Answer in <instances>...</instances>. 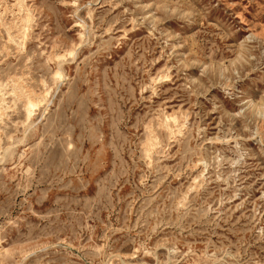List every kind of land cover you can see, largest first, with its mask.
<instances>
[{
    "label": "rangeland",
    "instance_id": "1",
    "mask_svg": "<svg viewBox=\"0 0 264 264\" xmlns=\"http://www.w3.org/2000/svg\"><path fill=\"white\" fill-rule=\"evenodd\" d=\"M0 264H264V0H0Z\"/></svg>",
    "mask_w": 264,
    "mask_h": 264
},
{
    "label": "bare ground",
    "instance_id": "2",
    "mask_svg": "<svg viewBox=\"0 0 264 264\" xmlns=\"http://www.w3.org/2000/svg\"><path fill=\"white\" fill-rule=\"evenodd\" d=\"M29 106L31 107V109H32V107H33V104H31V102L29 103ZM31 109L29 110V113H31ZM27 110V109H26Z\"/></svg>",
    "mask_w": 264,
    "mask_h": 264
}]
</instances>
